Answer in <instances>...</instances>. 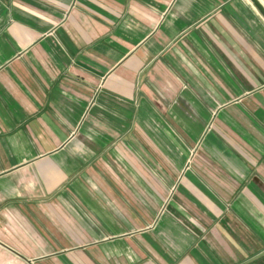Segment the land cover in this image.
<instances>
[{"label": "crops", "instance_id": "1", "mask_svg": "<svg viewBox=\"0 0 264 264\" xmlns=\"http://www.w3.org/2000/svg\"><path fill=\"white\" fill-rule=\"evenodd\" d=\"M0 264H264L251 0H0Z\"/></svg>", "mask_w": 264, "mask_h": 264}, {"label": "water", "instance_id": "2", "mask_svg": "<svg viewBox=\"0 0 264 264\" xmlns=\"http://www.w3.org/2000/svg\"><path fill=\"white\" fill-rule=\"evenodd\" d=\"M252 3L258 8V10L264 15V6L259 0H251Z\"/></svg>", "mask_w": 264, "mask_h": 264}]
</instances>
